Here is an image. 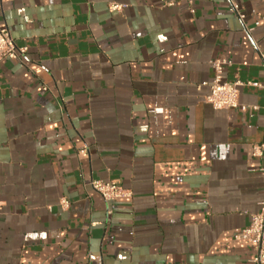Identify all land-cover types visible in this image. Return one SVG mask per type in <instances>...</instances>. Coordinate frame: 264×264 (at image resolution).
Masks as SVG:
<instances>
[{
	"label": "crops",
	"instance_id": "obj_1",
	"mask_svg": "<svg viewBox=\"0 0 264 264\" xmlns=\"http://www.w3.org/2000/svg\"><path fill=\"white\" fill-rule=\"evenodd\" d=\"M166 1L0 0L27 49L0 63V264H256L264 89L215 110L201 85L213 60L264 81V0Z\"/></svg>",
	"mask_w": 264,
	"mask_h": 264
},
{
	"label": "built area",
	"instance_id": "obj_2",
	"mask_svg": "<svg viewBox=\"0 0 264 264\" xmlns=\"http://www.w3.org/2000/svg\"><path fill=\"white\" fill-rule=\"evenodd\" d=\"M177 1H186L189 6H192V0H168L163 2L164 6L171 7ZM230 4L231 11L235 13L238 18L242 19L240 8L235 0H227ZM122 6L112 4L111 11H120ZM190 12L194 10L190 8ZM25 47L16 45L15 40L6 26H0V63L2 61H20L22 56L26 53ZM260 58L264 66V53H260ZM209 65L213 71L211 81L203 83L201 86L209 88V95L205 97V102L210 104L215 110H230L239 106V91L238 87L242 85L251 86L258 89H264L263 82H247L245 84L240 81L233 83L224 80V68L231 66V63L225 60L209 61ZM46 90V89H45ZM244 110V107H242ZM264 149V145H255L253 147V156L259 157ZM264 173V170H263ZM92 191L99 194L106 203H113L117 200L130 198L131 193L123 189L116 182L92 181L90 183ZM62 209H67L69 203L67 200L60 201ZM239 238L248 240L255 249V257L253 262L256 264H264V201L261 203V209L258 214L251 217L250 224L247 229L241 232Z\"/></svg>",
	"mask_w": 264,
	"mask_h": 264
}]
</instances>
